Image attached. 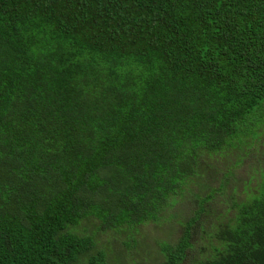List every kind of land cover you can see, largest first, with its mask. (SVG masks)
Wrapping results in <instances>:
<instances>
[{
  "label": "trees",
  "instance_id": "obj_1",
  "mask_svg": "<svg viewBox=\"0 0 264 264\" xmlns=\"http://www.w3.org/2000/svg\"><path fill=\"white\" fill-rule=\"evenodd\" d=\"M261 115L264 0H0V264H106L83 221L129 244ZM260 171L192 264H264ZM223 188L163 264L188 258Z\"/></svg>",
  "mask_w": 264,
  "mask_h": 264
},
{
  "label": "rangeland",
  "instance_id": "obj_2",
  "mask_svg": "<svg viewBox=\"0 0 264 264\" xmlns=\"http://www.w3.org/2000/svg\"><path fill=\"white\" fill-rule=\"evenodd\" d=\"M264 119L261 115L259 118ZM258 119V120H259ZM264 129H258V133L248 140V144L241 150L231 152L227 156L211 157L206 160V166L213 168L205 174V187L190 190L193 196H186L165 214L158 222H150L138 227L134 232V239L129 244H124L127 233H120L115 229H98L97 221H83L77 233L93 235L96 241L95 252L103 251L106 264H163L164 256L161 245L164 243L176 244L185 231V223L189 221L194 213L199 210L198 201L208 196L212 190L218 192L222 186L223 190L216 193L212 201L207 204L210 214L202 215L201 226L195 231L197 236L191 240L194 250L188 252V258L182 264H192L193 254L197 260L202 248L208 247V235L214 230V226L226 222V214L220 216L226 210L225 204L233 200L242 201L247 193L256 189L257 182L264 167ZM254 178V179H253ZM200 228H204L201 232ZM216 231L212 232L215 233ZM132 234V235H133ZM206 253V251H204Z\"/></svg>",
  "mask_w": 264,
  "mask_h": 264
}]
</instances>
